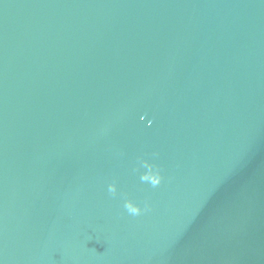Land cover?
I'll list each match as a JSON object with an SVG mask.
<instances>
[{"label": "water", "instance_id": "1", "mask_svg": "<svg viewBox=\"0 0 264 264\" xmlns=\"http://www.w3.org/2000/svg\"><path fill=\"white\" fill-rule=\"evenodd\" d=\"M0 264H264V0H0Z\"/></svg>", "mask_w": 264, "mask_h": 264}, {"label": "clouds", "instance_id": "2", "mask_svg": "<svg viewBox=\"0 0 264 264\" xmlns=\"http://www.w3.org/2000/svg\"><path fill=\"white\" fill-rule=\"evenodd\" d=\"M143 179H150L151 183L153 184V186H156L160 183V176L159 174L155 175V176H145L143 177ZM109 192L115 193L116 189L114 185H110L109 186ZM125 207L128 209L129 213L133 216H139L141 214V209L138 207H134L131 203H126Z\"/></svg>", "mask_w": 264, "mask_h": 264}]
</instances>
